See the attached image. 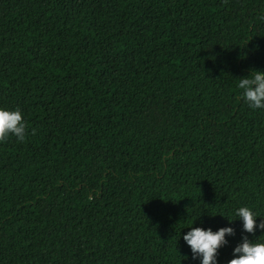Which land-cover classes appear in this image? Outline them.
Masks as SVG:
<instances>
[{
	"label": "trees",
	"instance_id": "trees-1",
	"mask_svg": "<svg viewBox=\"0 0 264 264\" xmlns=\"http://www.w3.org/2000/svg\"><path fill=\"white\" fill-rule=\"evenodd\" d=\"M264 0H0V264H200L188 227L264 217ZM231 222H229V220ZM260 218H257L259 222Z\"/></svg>",
	"mask_w": 264,
	"mask_h": 264
},
{
	"label": "clouds",
	"instance_id": "clouds-1",
	"mask_svg": "<svg viewBox=\"0 0 264 264\" xmlns=\"http://www.w3.org/2000/svg\"><path fill=\"white\" fill-rule=\"evenodd\" d=\"M236 86L242 90L241 97L248 107L264 109V70L252 69L247 76L239 77ZM25 133L26 123L21 110L0 107V140L10 134L24 140ZM235 215L242 221L244 233H254L257 229L264 231V217L251 207L240 206L235 209ZM257 218H260L259 222ZM188 228L182 238L190 246L192 259L198 256L200 264H219L218 249L228 243L225 237L226 234H233V228L226 226L215 231L210 227ZM259 237L254 240L243 235L240 242L232 248V258L227 264H264V239Z\"/></svg>",
	"mask_w": 264,
	"mask_h": 264
}]
</instances>
